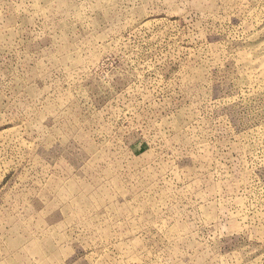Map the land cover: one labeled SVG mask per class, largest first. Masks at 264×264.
<instances>
[{
    "label": "rangeland",
    "instance_id": "1",
    "mask_svg": "<svg viewBox=\"0 0 264 264\" xmlns=\"http://www.w3.org/2000/svg\"><path fill=\"white\" fill-rule=\"evenodd\" d=\"M0 264H264V0H0Z\"/></svg>",
    "mask_w": 264,
    "mask_h": 264
}]
</instances>
